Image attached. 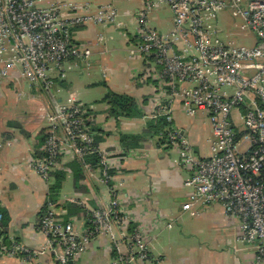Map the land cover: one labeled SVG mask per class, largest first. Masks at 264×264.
Listing matches in <instances>:
<instances>
[{"label":"built area","instance_id":"built-area-1","mask_svg":"<svg viewBox=\"0 0 264 264\" xmlns=\"http://www.w3.org/2000/svg\"><path fill=\"white\" fill-rule=\"evenodd\" d=\"M172 11V30L160 34L147 25L151 4L138 11L137 43L132 51L145 60L138 81H153L151 119L164 117L172 123L178 104L189 117L201 114L209 123L208 155L196 152L188 136L173 128L154 135L164 150L177 153L176 163L189 172L184 186L192 190L188 210L194 204L219 203L227 216L239 221V241L252 246L254 264H264V0H161ZM92 13L90 7L43 0H0V79L11 72L45 89L53 85L52 69L61 73L68 59L88 61L90 49L73 42L75 25L110 23L116 11L111 4ZM229 11L241 19V30L252 35L249 46L222 41L217 16ZM45 139L41 156L29 167L43 179L61 169V159L70 155L85 173L98 171L108 185V208L87 211L88 227L81 233L72 222L57 217L52 203L40 216L39 231L45 242L37 249L3 234L0 214V257L23 254L26 259L54 254L60 264H69L100 233L116 223L126 232L131 220L128 203L120 198L111 159L126 158L123 151H108L95 145V132L88 109L80 102L58 103L44 115ZM97 155V166L86 157ZM143 233L134 228L129 255L112 264H130L147 259Z\"/></svg>","mask_w":264,"mask_h":264},{"label":"crops","instance_id":"crops-1","mask_svg":"<svg viewBox=\"0 0 264 264\" xmlns=\"http://www.w3.org/2000/svg\"><path fill=\"white\" fill-rule=\"evenodd\" d=\"M53 1L86 5L92 13L111 4L116 14L110 23L88 22L72 31L73 42L90 49L91 55L87 62L73 58L65 61L60 76L51 69V88L30 82L16 71L0 79V95L9 87L16 88L19 79L27 80L32 92L39 91L37 96L31 97L36 105L33 109L28 106L17 119L0 120V209L8 216L5 235L37 249L45 242L38 223L48 203L54 205L57 217L63 222H72L79 233L88 227V208L110 206L109 188L102 182L100 172L85 173L78 165L81 174L76 180L70 155L62 157L61 169L51 173L48 179H43L28 165L34 156L42 155L44 115L58 103L69 105L76 101L88 109L92 129L100 139V149L125 150L120 146L121 134L144 137L138 147L127 149L125 159L119 156L111 159L115 165L114 180L120 184V198L128 203V216L143 233L148 250L147 259L135 258L130 264H254V248L239 241V221L227 216L219 203H196L188 210L182 209V204L188 202L192 194V190L184 186L189 172L176 163L175 151L160 148L154 135L143 131L146 122L151 120L148 115L153 81L137 80L138 74L149 64L132 49L138 41L136 15L145 7V0H43V3ZM148 2L151 7L146 14L147 25L160 34L171 32V9L161 0ZM160 7H167L171 13L167 29L151 24ZM115 52L123 53V58ZM97 70L101 72L98 77ZM100 85L105 88L101 101H84L79 97L84 90ZM107 90L133 96L144 115L117 120L109 116L108 106L102 101ZM65 91L68 94L65 95ZM172 115L173 126L188 136L196 152L208 155L207 140L211 130L205 117L201 114L186 116L177 103ZM58 172L63 173V179L54 196L52 187ZM130 237L128 230L124 232L113 223L109 232L93 237L86 250L69 264H112L129 255ZM0 264H60V261L52 253L31 259L19 254L1 256Z\"/></svg>","mask_w":264,"mask_h":264},{"label":"rangeland","instance_id":"rangeland-1","mask_svg":"<svg viewBox=\"0 0 264 264\" xmlns=\"http://www.w3.org/2000/svg\"><path fill=\"white\" fill-rule=\"evenodd\" d=\"M119 1H116L115 3L117 4L119 3ZM154 15L156 16V20L152 19L151 24L161 30L167 29L169 25V18L171 16L169 9L167 7H160L158 9V14ZM241 24V19L239 17L233 16L229 11L219 12L217 16V29L220 39L222 41H227L230 39L235 43V45H251L253 42V36L245 35L241 30ZM114 43H116V41ZM115 55L123 58V53L121 52H115ZM99 73L101 72L97 70V77ZM83 76L84 75H81L80 77L83 78ZM76 86L81 89L80 85ZM104 89V86L100 85L99 87L84 90L82 95L79 94V97H81V99L84 101H101V98L103 96L102 91ZM33 94L37 96L39 94V91L37 90L36 92H32V89L29 87L28 81L25 79L17 80L16 88L9 87V89L3 91V95H0V120L4 119L5 117H14L17 119L20 114L23 113L24 109L28 106L33 109L36 106L35 102L31 100ZM66 94H68V91H65V95Z\"/></svg>","mask_w":264,"mask_h":264},{"label":"trees","instance_id":"trees-1","mask_svg":"<svg viewBox=\"0 0 264 264\" xmlns=\"http://www.w3.org/2000/svg\"><path fill=\"white\" fill-rule=\"evenodd\" d=\"M77 27H80V25H75L72 27L71 35H72V31L76 29ZM102 101L105 102L106 105L108 106L107 111H108L109 116L115 118L116 120L120 117L136 118V117H141L144 115L141 107L138 104V101L133 96L107 90ZM173 128H175L173 126V123H168L164 117H158V118H153L147 121L146 126L143 131L145 133H151L152 135H158L164 132L166 133L168 130H171ZM44 139H45V135H44ZM99 140H100L99 137L95 136L94 138L95 145L98 146ZM143 140H144V137L140 134H137V135L121 134L120 135V144H121L120 146L125 149L124 152L126 153L128 151L127 150L128 148L138 147L142 143ZM86 160L92 166L95 167L98 164L99 158L95 154V155L87 156ZM72 167H73L72 169H73L74 174L77 173L75 174L77 176L76 177V180H77L81 173L78 168V163L76 164L75 160L73 161ZM62 179H63V173L61 172L56 173V183H55V186L52 187V190L54 191V194L52 195L55 196V194L57 193V190L60 187V183ZM0 213L2 215L1 224L4 229L3 234H5L7 232L8 216L6 212L2 209H0ZM134 228H135V225L132 223H129L127 230L130 234H132Z\"/></svg>","mask_w":264,"mask_h":264}]
</instances>
